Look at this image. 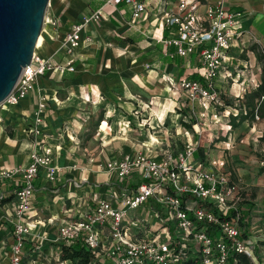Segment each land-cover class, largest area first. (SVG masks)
<instances>
[{"label": "crops", "instance_id": "1", "mask_svg": "<svg viewBox=\"0 0 264 264\" xmlns=\"http://www.w3.org/2000/svg\"><path fill=\"white\" fill-rule=\"evenodd\" d=\"M107 1L50 0L46 12L48 23L44 25L42 44L36 51L55 66L67 65L69 56L64 44L71 24L98 11L101 19L83 30L73 72L61 73L56 68L46 71L36 77L34 88L18 104L0 110V168L26 167L31 153L46 146L52 148V164L59 169L55 182L43 176L35 181L31 205L22 219L16 216L14 194L20 178L0 185L1 264L9 263L15 243V224L19 221L31 228L25 237L23 264L27 258L35 256L29 252L33 250V243L39 249L36 263L47 264L59 259L63 242L59 236L63 226L79 220L98 200L110 199L114 193L120 195L127 183L135 188L140 181L139 174H135L129 181L121 182L117 175L107 170V163L122 154L144 151L148 147L150 125L154 123L160 127L164 120L167 127L174 112L176 117L181 115L179 106L186 95L177 86L180 79L201 78L198 54L175 55L176 47L165 42L176 32L164 24V15L179 14L181 0H145L147 15L143 18H135L128 5H113ZM215 1L200 0L197 10L204 12L206 6ZM223 1L226 9L244 12L246 29L257 28L259 35L264 36V16L260 14L257 0ZM243 37L244 41L248 36L244 34ZM244 47L245 43L236 42L229 50V61ZM226 65L216 79L219 92L224 88L220 77H227L222 74ZM244 67L236 73L238 78L231 77L237 82L231 88L236 97L253 89L252 76ZM258 81L253 82L257 85ZM42 99L46 104L40 113L42 134L36 136L28 128L35 125ZM190 104L193 108L197 106L193 102ZM238 120L223 116L217 119L216 123L225 121L227 129L221 135L217 131L214 136L208 133L216 140L215 149H209L206 142L197 144L204 162L209 164L230 155L226 149L231 150L240 132L233 129L228 135V125ZM246 121L247 118L242 123ZM254 122L255 139L259 142L264 132V117ZM249 130H253L252 126ZM130 212L128 216L134 218ZM145 218L152 220L155 215L152 213L141 219ZM108 232V226H104L103 233ZM68 262L64 260L63 264ZM96 262L108 264L109 261L104 256Z\"/></svg>", "mask_w": 264, "mask_h": 264}, {"label": "built area", "instance_id": "2", "mask_svg": "<svg viewBox=\"0 0 264 264\" xmlns=\"http://www.w3.org/2000/svg\"><path fill=\"white\" fill-rule=\"evenodd\" d=\"M107 2L128 5L135 18L147 15L145 0ZM200 4V0H181L179 14L164 15V24L176 32L165 42L176 47L175 55L198 54L201 78L182 77L179 86L191 102L200 104L201 119L211 117L217 120L222 115L212 106L221 103L216 79L230 60L229 50L246 32L244 12L226 9L223 0L207 5L204 12L197 10ZM100 19L98 11L68 28L64 44L69 56L67 65L50 64L35 51L30 65L24 69L14 91L0 105V110L18 104L34 88L36 77L46 71L56 68L61 73L73 72L83 30ZM50 22L55 25V21ZM263 104L264 95L257 101L255 120H259V109ZM45 106V99H42L35 125L28 128L36 136L42 134L40 113ZM224 113L228 116L231 112ZM228 128L227 132L231 125ZM52 152L51 147L43 146L31 153L26 167L0 168V185L15 177L20 178L14 188L18 219L29 210L39 176L49 182L56 181L59 169L52 164ZM196 152L197 148L189 142L177 156L169 150L159 154L147 147L134 155L122 154L108 162L107 170L117 175L121 182L129 181L135 174H139L140 181L135 188L127 183L120 195L114 193L110 199L98 200L79 220L60 229V239L68 245L77 239L83 240L95 261L106 256L108 264H179L189 259V251L197 253L198 264H225L234 251L250 256L251 240L242 235L239 226L240 212L236 203L239 193L237 187L229 184V174L224 171L225 159H215L207 164L195 158ZM152 201L161 209L156 218L162 222V228L155 229L147 239L135 240L132 229L137 228L140 219L130 218L128 212ZM233 209L235 215L228 217ZM104 226L109 228L107 234L103 233ZM209 227H214L217 233L210 235ZM30 231L25 222L15 224V243L7 264H23L25 237Z\"/></svg>", "mask_w": 264, "mask_h": 264}, {"label": "rangeland", "instance_id": "3", "mask_svg": "<svg viewBox=\"0 0 264 264\" xmlns=\"http://www.w3.org/2000/svg\"><path fill=\"white\" fill-rule=\"evenodd\" d=\"M257 1L260 14L264 16V0ZM247 29L245 34L248 37H246L244 41L241 39L237 41L240 42V44L245 43L246 47H244L243 51L239 55L235 56L233 60L229 61V64L226 65L227 68L222 71L224 72L222 74H225L227 77H220V80L223 81L221 82V85L224 86L223 90H221L222 92H219L221 103L220 105L214 103V105L212 106H214L218 110H224L220 112L224 119H231L234 114H236L235 118H239L238 121H235V123H237V126H232V129H230V131L228 132L229 135V133L234 129L237 132H240V134L237 135L236 142L231 145V150L229 151L226 149V151L229 152L230 155L228 154L227 158H224L226 162L224 166V171L229 174V184L231 186L234 185L235 187H237V192L239 193V199H236L237 208L240 214H243L244 218L246 219V224H243L242 226V232H245L250 235L249 238L251 240L248 249V251H251V254L250 256L248 254L247 255L251 257L250 260L252 264H264V174L259 173V168L263 164L262 160L264 157V142H258L255 139V127H253L255 123L254 117L249 115V113L246 116H244L241 111H239L238 113V108L240 106H246V103H251V98H249V94L252 91H255L254 89H256L253 88V86L255 87L256 85V82L253 81L259 79L258 84L261 83L262 63L260 62V59L258 57L260 54L264 55V36L259 35L260 30L257 28L249 27ZM244 66L249 69V72L252 76L251 87L253 89H251L250 92L245 93V95L240 94L236 97L233 91H231V88H233V84L237 82L232 81L231 77L235 76V78H238V75L236 73L244 69ZM177 86L179 87V85ZM180 90L183 91L182 88ZM183 92L185 93L186 98L182 100V105L179 106V108L182 110L181 115L179 117H176V113L174 112L170 117L171 119L169 123L167 124L168 128L165 127L166 123L164 122V120L160 124V127L159 125H156L154 123V126H149L151 129L150 132H147V146L156 153L161 154L164 151H167V149L169 148H175V146L180 148L189 142L193 143V145L197 147V149V144L199 145L202 142H206L208 144L207 147L213 150L215 149V146L213 145L216 141L213 137L215 135L214 133H216L217 131V133H220L219 135H221L224 129H227V127L224 125L225 121H219L218 123H216L217 120H212L211 117L201 119L199 114V111L201 110L200 104L197 102L195 103L197 106H194L193 108L192 105V107H190L191 101L188 99L187 93L185 91ZM221 97L226 99L222 100ZM252 101L254 107L257 108L258 98L253 95ZM263 107L264 104L261 108ZM260 109L259 120L264 117L261 115L262 113H264V108L262 110ZM134 111L135 110H133L132 113ZM176 111H179V109H177ZM225 111L231 112L230 115L226 116L224 113ZM212 112L213 110L211 111V113ZM208 114L210 115V111L208 112ZM246 118L247 121L242 123L243 120ZM143 119H145V117H143ZM141 123L143 124V122ZM184 123L191 124L192 128H186ZM250 126H252L253 130H249ZM210 128L212 129L210 130ZM159 130H161V132ZM153 131L157 132L153 133ZM250 131H252V134L248 135V132ZM208 133H213V136L209 135ZM153 136L155 140L151 141ZM241 138H243L242 141ZM225 139H228V137H226ZM198 152H200V149H198ZM228 163L230 164V166H228ZM159 210L161 212L160 207L152 201L144 204L143 207L139 208V210H132V212L129 213L130 216L139 217L140 219L142 217H150L152 213L153 215H155V219L152 220H148L146 218L139 220L140 223L137 228L132 229V235L135 240L147 239L150 237V235L155 229L157 230L159 228H162V222H159L156 218V214ZM59 240L62 241L60 239V236ZM40 244L38 245L41 246ZM32 249L35 251H29L32 252L31 254H35V256L39 255V249L36 244L33 243ZM35 256L27 258L24 264H41V262H35L38 260V258ZM63 262L64 260L59 256V259L51 261L47 264H63ZM67 264L73 263L68 262Z\"/></svg>", "mask_w": 264, "mask_h": 264}, {"label": "water", "instance_id": "4", "mask_svg": "<svg viewBox=\"0 0 264 264\" xmlns=\"http://www.w3.org/2000/svg\"><path fill=\"white\" fill-rule=\"evenodd\" d=\"M50 0H0V105L30 65Z\"/></svg>", "mask_w": 264, "mask_h": 264}, {"label": "trees", "instance_id": "5", "mask_svg": "<svg viewBox=\"0 0 264 264\" xmlns=\"http://www.w3.org/2000/svg\"><path fill=\"white\" fill-rule=\"evenodd\" d=\"M260 59V62L262 63V68H261V74H262V77H261V83L258 84V86L256 87V89H254L255 91H252L250 94H249V98H251V103H246V106H240L238 108V113L239 111H241L243 113L244 116L248 115H251L254 117V112L256 110V107H254L253 105V95L256 97V98H261L263 95H264V55H259L258 57ZM194 79H197V78H194ZM248 96V94H247ZM221 99L225 100L226 98H222ZM221 108V106H220ZM264 108V107H263ZM263 108H261L260 110H262ZM255 109V110H254ZM220 112L224 111L221 109H219ZM262 116H264V113L261 114ZM236 115H233L232 118H235ZM185 124V127L186 128H192V125L191 124H187V123H184ZM231 125V128L232 126H237V123H235L234 121L233 122H230L229 123V126ZM260 141L261 142H264V132L262 134V136L260 137ZM175 145V144H174ZM186 145V144H185ZM185 145H183L182 147L178 148L177 146H175V148H169L167 150L171 151L174 155H178L180 152H182L184 149H185ZM195 158L199 161H204L202 159V156H200V152H198V149H197V152L194 154ZM206 163V162H205ZM262 166L259 168V173L260 174H264V157H263V160H262ZM216 211V210H215ZM233 215H235V210L231 211L230 212V216L228 217H233ZM239 226H240V229L242 231V226L243 224L245 225V221L246 219L244 218V215L240 214V218H239ZM208 233L211 235V234H216L217 233V230L214 229V227H209V231ZM243 236L245 237H250V235H248L247 233L243 232L242 234ZM60 249H61V258L63 260H67L73 264H91V263H95V256L92 254L91 250L88 249L83 240H80V239H77L76 241L73 242V244L71 245H68L66 242H62L60 244ZM189 254V259L186 260L185 262L183 263H179V264H198L199 263V258H197V253H192L191 251L188 252ZM251 257L247 256L246 254H241V253H238V252H231L229 257H228V260L225 264H252L251 262ZM97 264V262H96Z\"/></svg>", "mask_w": 264, "mask_h": 264}, {"label": "bare ground", "instance_id": "6", "mask_svg": "<svg viewBox=\"0 0 264 264\" xmlns=\"http://www.w3.org/2000/svg\"><path fill=\"white\" fill-rule=\"evenodd\" d=\"M263 10H264V3H263ZM42 40H43V33L40 35L38 41H37V45H36V48L39 47L41 44H42ZM155 138L154 136L152 137L151 141H154Z\"/></svg>", "mask_w": 264, "mask_h": 264}]
</instances>
